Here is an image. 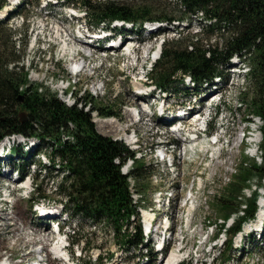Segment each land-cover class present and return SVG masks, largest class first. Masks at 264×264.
Listing matches in <instances>:
<instances>
[{
  "label": "rangeland",
  "instance_id": "374dc122",
  "mask_svg": "<svg viewBox=\"0 0 264 264\" xmlns=\"http://www.w3.org/2000/svg\"><path fill=\"white\" fill-rule=\"evenodd\" d=\"M143 1L156 3V6L160 7L161 11L164 10L166 12L174 13V15L177 16L185 15L184 12H182L183 6L179 0H129V3ZM22 2H24V5H22ZM45 2L46 0H13L6 3V7L12 12L11 14L8 13V19L3 20V18L0 17V21L3 22V24L0 25V30H3L0 32V53L2 56L5 59L10 57L17 59L22 56V64L24 65V71L28 72L29 84L33 87L41 86V91L43 93H55L61 98V100H67L70 102L73 101L75 95L78 99H86L90 96L92 98L91 101L93 106L104 107L106 110L109 109V112L113 113L112 115L115 116L109 117L110 119H104L102 117L106 115L99 116V112L92 111L95 109H91L93 106L88 109L92 121L94 122V120H97V125L94 123L96 130L101 134H104V136L116 139H126L127 141H125L128 143L131 141L129 140L131 137H125L124 134H129L130 129H134L138 139L137 147H140L141 151L148 148L152 143V136L154 134V128H152L151 125L153 122L159 125V121L155 117L147 118L145 112L140 113V116L142 115L143 117L142 122H139L140 118L138 119V122H136L135 119L130 121L128 116V111L133 109L134 106L135 111L137 112H139L142 107L144 109L147 107L145 105L139 107L138 105H142V101L133 95V91L136 89L135 86H137L138 81L131 77L134 73L139 72V68H134L135 71L132 72L131 68H129L130 65L132 66V63L126 62L124 56L121 54L122 52H117L114 55L107 54L105 57L100 51L90 49L93 53L90 60L86 59L88 54L84 51H81V56L77 55L74 57L73 61H71L72 59H66L63 54L67 53L68 50L72 51V49L77 48L76 46L78 45L82 46L79 44L80 41H77L72 35H77L76 30L83 28L84 23L79 19H70L68 9H70L71 6H68L66 2L62 4V1L60 0L58 3L53 1L54 3L48 4V9H44ZM46 13L49 15L46 16ZM12 17L14 18L12 19ZM193 20L195 22L192 21L186 30L183 26L175 25L173 27L177 31L182 30L184 34L187 32L192 34L200 33L201 25L199 23L204 24V21L201 22L197 19ZM41 23H47L46 29H44L43 32L41 31ZM175 33L176 32H170L171 39L175 36L173 40L178 37V34ZM63 34L67 37L66 42H68V48L65 40H58L59 37H63ZM227 35L228 33H226L225 29H212V31L208 30L206 32L208 38H204L203 35H199V37L201 38V43H206L204 45L206 48L209 44L219 42V38L223 37L222 39H224ZM189 42L190 39L185 38L181 41V45L185 46ZM150 43L151 41L142 45V60L146 56V51L151 45ZM22 44H25L24 52ZM232 62L228 65V69L224 70V77L220 84L216 86L223 95L222 112L218 114L217 118H215L216 130L219 129L218 126L220 124H224L227 128V138L229 142L226 143V140L217 148H212L209 147L207 140L198 139V141L193 144L197 151L196 162L194 165H192V162L182 163L181 171L180 167H178V179L175 178V174L164 175L162 173L163 169L157 167V164L155 166L150 165L155 167L156 170L143 169L144 171L139 172L141 177L137 182V190L142 195L141 201H144V203L142 202L138 206H150L152 204V199L154 198L153 191L160 190L162 186L166 188L169 186L172 187L175 195L182 198L180 200V205L183 204L190 190L192 191V198L197 199L196 206L197 204L201 205L200 210L192 217L188 227L187 225H185V227H179V220L174 217L172 218L176 234L175 238L172 239L170 243V247L177 246L176 240L178 237L180 238V233L184 234L186 241L189 239L188 242L185 243L191 242L194 236L198 235L199 237L201 233H204V227L208 225V218H214L210 220L208 226H214V228L217 229L215 224L218 226L225 216L222 215L221 210L216 208V199L223 193V189L226 187L225 185L227 183H232V175L238 171L240 166L249 168L250 164L254 161L251 157L247 156V154H251L253 150H255L256 145L249 144L248 140L247 143L240 142V136L241 131L245 127L242 123L245 121L244 117L246 120L250 121L252 118L256 120L257 115H250L252 112L248 106L247 100V94L250 93L247 86L248 78L246 75L237 77L236 73L231 72L230 69L235 67L233 65L235 59H233ZM73 63L74 69L81 71L78 72L77 75L71 73V71H73L72 68L68 69ZM76 63H79L80 65L77 66ZM82 65H84V67ZM242 65L247 68L246 64L242 63ZM148 79H151L150 74H148ZM65 80L69 81V90L67 89L68 91L66 92V95L63 96L61 95V90L67 84ZM205 87V85H202L200 87H194L193 89H186L182 86H174L173 90L169 91L167 95L168 103L173 101L180 102L184 100L187 102L188 100H195L198 105H201L204 102L202 101L200 103L203 98V96H200V93L204 92L203 89ZM206 91H213V89L210 88L209 90H205V92ZM106 110L104 109V111ZM18 113L19 112L17 111V114ZM138 116L139 115L137 114L136 117ZM110 120H115L117 122L115 124H119L121 127L124 126V130L121 129L120 131H116L114 129L115 124H111V122H109ZM250 126L256 129L258 128V126L256 127L254 124H250ZM161 129L162 133L166 131V134H164L161 139L163 141L165 139L167 140L168 137H170V135H168V128L161 127ZM223 130L225 131V127L222 131ZM5 139L4 145L5 148H8V152H10L9 148L13 147L18 153L17 156H13L15 159L11 160L8 169H20L21 167H24L23 173L28 174L24 176L25 181L27 178H33V176H35L36 179V187L34 182H32L33 184L29 200L21 199L27 194V191H18L17 194L13 196L15 201L12 204V207L14 208H6L3 206L2 202H0V264H2L1 262L3 258H10L15 260V263L24 264L31 257H33L34 260H37V256L39 255L36 254V252L34 253V251L38 250L41 245H44L45 247L49 244L52 245V238L49 241L42 242L38 237L31 236V229L39 227L43 228V230H39V234H41V232L46 234L45 226H33L28 224L33 222L30 215L32 204L43 195L45 200H49L50 204L59 207L65 202V194L58 195L55 182L58 181L59 178H54V180L49 179L55 173L51 172V170L45 169L44 165L47 166L50 164L49 161L45 159V155L44 157L42 155L32 156L31 161H29L28 166L26 167V159H22V153H24L25 150L24 144L32 142L31 140L22 141L19 137L12 138L11 136L6 137ZM155 142H158V139H155ZM34 145L37 146V143L34 142ZM30 148H28V151ZM45 149L49 152L48 147ZM207 149L208 153L205 154ZM8 154L9 153L6 154V157H8ZM142 162L145 166L144 168H146L148 166L147 163H145V160ZM194 171L195 175H198V172L203 174L201 186L199 183L196 185L193 182ZM153 172L162 175L161 181L158 179V181H160L157 184L159 187L155 189L154 186L151 187L149 184V177L152 174L148 173ZM24 185V183L14 184V186H17L18 188ZM253 188L254 186H252L251 190H253ZM251 190L243 191L240 196L246 199L250 195ZM259 191L260 193L263 192L262 189ZM163 194L165 193L163 192ZM5 198V196H0V201ZM204 199H206V205L202 202ZM230 206L232 209L236 207L235 203ZM227 211L229 210L226 209L225 212ZM236 212L237 211L234 213L236 214ZM10 217L12 220H10ZM66 217L69 219L68 216ZM217 220H219L218 223H215ZM71 222H73L71 228H75V233L70 239L72 242L76 243L78 239L83 237L82 241L85 243V247H88L89 249L86 251L84 249L81 263H86L87 261L86 264H95L97 248L100 250L99 252H101L98 264H101V262L104 264H138L139 249L128 251H124V249L122 250L121 246L123 245L120 236H116L108 226L101 223L91 224L80 217L73 221L68 220L66 225H69ZM12 223H15L20 229L24 228V234L26 233L25 237L19 239L20 241L16 244L15 241L19 236V233L10 232V230H12V228H10ZM132 226L130 227L132 228ZM200 226H203L202 230ZM193 228H195V232L190 231ZM47 229H49L47 234L49 233L52 236L50 226H48ZM247 232L248 230L246 232L244 231V233ZM250 241L251 239L249 238V242ZM185 243L182 244L183 249L185 251H190L189 245H185ZM79 244L83 245L82 243ZM71 251H74V247L73 249L71 248ZM175 251L178 253L177 250ZM108 255H110V258H107Z\"/></svg>",
  "mask_w": 264,
  "mask_h": 264
},
{
  "label": "trees",
  "instance_id": "16d2710c",
  "mask_svg": "<svg viewBox=\"0 0 264 264\" xmlns=\"http://www.w3.org/2000/svg\"><path fill=\"white\" fill-rule=\"evenodd\" d=\"M70 1L73 5L83 6L88 19L95 26L99 23L106 25L112 20L142 23L174 18L150 1ZM179 1L186 13L198 10L202 11L204 17L215 19L216 23L209 31L225 29L228 35L206 48V43H201L198 35L192 36L190 43L185 46L169 44L170 47L163 49L161 61L154 66L155 83L167 90L173 82L172 77L184 73L198 84L222 75V66L233 54L248 58V106L263 121L260 144L262 164L257 166L252 162L249 168L240 166L233 175L232 183L227 184L223 189L224 194L216 199V208L221 210L223 216H227L232 211L230 205L234 203L240 188L246 186L253 176L261 184L260 179L264 176V0ZM3 2L0 0V8ZM19 60L14 57L5 59L0 53V119H3L0 121V140L6 131H10L12 134L37 137L42 142L46 139L53 142L48 158L52 168L57 161L61 167L59 170L66 172L57 188L58 193L66 194L73 215H80L94 223L103 222L112 227L125 243H140L139 225L135 224V232L129 235L127 225L131 224L130 216H137V212L131 203L126 178L114 164L115 159L123 162L132 153L121 142L112 141L96 132L89 112H84V107L92 105L91 97L84 99L81 108L77 106L79 99H75L73 106L67 107L55 94L43 93L40 86L29 84L27 73L23 71L22 65L19 66ZM104 109L96 106L94 110L100 115L113 114L109 109ZM21 113L25 115L23 121L19 119ZM63 133L70 135L73 140H63ZM16 154L12 153L13 156ZM133 167L131 174L139 180V172L144 171L143 166L135 161ZM255 195L248 202L247 218L255 212ZM226 209L229 211L225 212ZM238 228L239 223L233 229Z\"/></svg>",
  "mask_w": 264,
  "mask_h": 264
},
{
  "label": "bare ground",
  "instance_id": "6f19581e",
  "mask_svg": "<svg viewBox=\"0 0 264 264\" xmlns=\"http://www.w3.org/2000/svg\"><path fill=\"white\" fill-rule=\"evenodd\" d=\"M9 1H13V0H9ZM9 11V9L7 8V7H5L2 11H0V17H2V16H5V13L6 12H8ZM152 26V25H151ZM65 40V39H64ZM65 42H66V40H65ZM68 42H66V45H67V48L69 47L68 46V44H67ZM82 47V46H81ZM71 48V47H70ZM66 50H68V49H66ZM76 65L77 66H79L80 64L79 63H76ZM83 67H84V65H82ZM212 96L211 95H208L207 97H206V100H209V98H211ZM146 109H147V107H145ZM146 109H144L143 107L140 109V111L139 112H136L135 110H129L128 111V116H129V120L130 121H133L135 118H136V116H137V114L138 115H140V113L142 112V113H144L145 112V110ZM96 122H97V120H96ZM109 122H111V124H115V123H117L115 120H110ZM124 128V126L123 127H121L119 124H115L114 125V129L116 130V131H120L121 129H123ZM124 130V129H123ZM5 140L6 139H3L2 141H0V148L1 147H3L4 146V144H5ZM129 140H131L130 138H129ZM261 205H263V203H261ZM262 208L260 209V211H259V213H258V218L259 219H261L262 217H263V215H262ZM151 216L152 215H146V218H151ZM10 220H12V218L10 217ZM148 222H149V220H147V224H148ZM47 225L45 226V230H46V234H43L42 232H41V234H39V230H43V228L42 227H39V228H36V229H31L32 230V233H31V236H33V237H38L42 242H46V241H49L51 238H52V236L48 233L47 234V232H48V230L49 229H47ZM10 228H12V230H10V232H17V233H19V236L16 238V241H15V244L18 242V241H20L19 239H22L23 237H25V234H24V228H22V229H20L19 227H17L16 226V224L15 223H12L11 224V227ZM42 228V229H41ZM245 228V227H244ZM248 229H247V227L245 228V230L243 229V231H247ZM36 232V233H35ZM239 239V237L237 238V240ZM43 247H45L44 245H43ZM54 250H56V252H58V249H57V246H55L54 247ZM180 256H179V254L176 252V251H172V252H170V253H168L167 254V256L165 257V259L162 261V264H171L174 260H176L177 258H179Z\"/></svg>",
  "mask_w": 264,
  "mask_h": 264
},
{
  "label": "water",
  "instance_id": "95a60500",
  "mask_svg": "<svg viewBox=\"0 0 264 264\" xmlns=\"http://www.w3.org/2000/svg\"><path fill=\"white\" fill-rule=\"evenodd\" d=\"M24 119V114H20V121H23ZM3 119H0V121H2ZM10 131L5 132V134H10Z\"/></svg>",
  "mask_w": 264,
  "mask_h": 264
}]
</instances>
